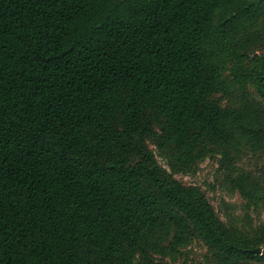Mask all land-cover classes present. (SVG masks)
<instances>
[{
	"label": "trees",
	"instance_id": "16d2710c",
	"mask_svg": "<svg viewBox=\"0 0 264 264\" xmlns=\"http://www.w3.org/2000/svg\"><path fill=\"white\" fill-rule=\"evenodd\" d=\"M150 143L264 203V0H0V264L264 263Z\"/></svg>",
	"mask_w": 264,
	"mask_h": 264
},
{
	"label": "rangeland",
	"instance_id": "374dc122",
	"mask_svg": "<svg viewBox=\"0 0 264 264\" xmlns=\"http://www.w3.org/2000/svg\"><path fill=\"white\" fill-rule=\"evenodd\" d=\"M150 147L159 163L166 167L174 177L184 183L201 186L219 216L228 225L252 231L264 221V203L261 200L257 202L248 200L232 187L228 173L221 165V155L209 154L202 158L194 169L175 172L160 149L154 143H150ZM240 167L257 176L264 184V152L255 154L252 151H246L241 157ZM207 252V246L202 241L194 239L184 244L174 256L160 255L158 259L162 264H193L194 262L210 264L207 261Z\"/></svg>",
	"mask_w": 264,
	"mask_h": 264
},
{
	"label": "water",
	"instance_id": "95a60500",
	"mask_svg": "<svg viewBox=\"0 0 264 264\" xmlns=\"http://www.w3.org/2000/svg\"><path fill=\"white\" fill-rule=\"evenodd\" d=\"M249 251L253 252V253H259V254L264 253V249L262 247L251 248V249H249Z\"/></svg>",
	"mask_w": 264,
	"mask_h": 264
}]
</instances>
